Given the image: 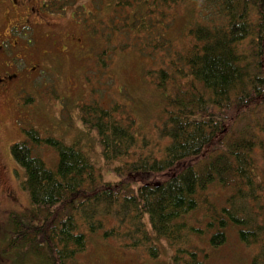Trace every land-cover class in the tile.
<instances>
[{
    "label": "trees",
    "instance_id": "1",
    "mask_svg": "<svg viewBox=\"0 0 264 264\" xmlns=\"http://www.w3.org/2000/svg\"><path fill=\"white\" fill-rule=\"evenodd\" d=\"M115 1L122 27L146 38L155 16L162 28L184 8L181 35L190 44L161 50L163 41L155 42L171 59L150 72L163 96L158 142L166 144L157 155L133 119L122 126L116 109L82 104V120L97 128L108 160L119 162L118 178L106 181L77 144L25 129L11 154L30 206L6 236L8 258L69 264L95 235L151 258L168 246L170 264H206L234 227L256 247L251 264H264V0ZM43 144L56 151L55 168L36 156ZM213 186L231 192L223 204L207 196Z\"/></svg>",
    "mask_w": 264,
    "mask_h": 264
},
{
    "label": "rangeland",
    "instance_id": "2",
    "mask_svg": "<svg viewBox=\"0 0 264 264\" xmlns=\"http://www.w3.org/2000/svg\"><path fill=\"white\" fill-rule=\"evenodd\" d=\"M62 1L66 2L64 13L68 18L63 24L61 22V35L75 33L82 40L66 43L69 50L61 55L57 51L49 60L41 57L40 72H37L40 75L33 83H15L8 101L4 105L0 101V206L8 205L5 195L9 191L4 189L15 187L20 203L24 207L30 206L29 195L22 187L24 170L8 154L12 144L25 139L24 129H38L42 137L50 135L66 145L77 144L94 162L104 180L118 178L115 167L119 162L108 160L97 128L82 120V104L101 106L108 111L116 109V118L122 126L133 119L139 127L140 140L145 139L146 147L155 148L157 155L159 147L166 144V140L158 142L159 127L165 121L163 96L155 89L154 74L150 72L157 71L171 59L159 51L156 43L163 41L161 50H168L171 45L185 49L190 44L191 39H183L181 35L186 28V17L182 15L184 8L179 9L176 18L170 16L162 28L155 16L156 27L146 38V32L137 34L136 28L128 31L127 27H122L125 23L121 13L115 10V0ZM102 19L111 25L109 29L103 28L105 22ZM76 21L81 25L78 26ZM60 40L63 38L57 41ZM62 44L58 43V46L62 48ZM154 46L156 51L151 50ZM48 114L55 116L52 121L47 119ZM35 154L48 167H56L58 155L48 145L38 146ZM230 193L220 186H213L207 196L220 205ZM254 210L258 209L255 207ZM261 215L264 217V210ZM192 216L200 218L201 213L197 211ZM8 226L0 228V251L7 258L4 264H11L12 260L14 264H44L43 259L30 254L17 256L12 253L8 258ZM123 245L114 239L92 235L87 248L69 264H170L172 253L168 246L163 248L161 256L151 258L144 249L136 251ZM209 252L211 256L206 264H251L256 247L243 243L234 227H230L227 241Z\"/></svg>",
    "mask_w": 264,
    "mask_h": 264
},
{
    "label": "flooded vegetation",
    "instance_id": "3",
    "mask_svg": "<svg viewBox=\"0 0 264 264\" xmlns=\"http://www.w3.org/2000/svg\"><path fill=\"white\" fill-rule=\"evenodd\" d=\"M64 10H58L51 0H0V101L3 105L15 83H33L40 75L37 72L41 57L49 60L53 54H63L69 50L66 43L80 40L75 33L61 35V22L68 18ZM59 38L63 40L57 41ZM58 43L66 45L62 44L61 48ZM46 117L53 120L55 116ZM8 150L12 156L11 148ZM4 190L9 191L5 195L8 205L0 206V228L27 212L19 201L17 187Z\"/></svg>",
    "mask_w": 264,
    "mask_h": 264
}]
</instances>
